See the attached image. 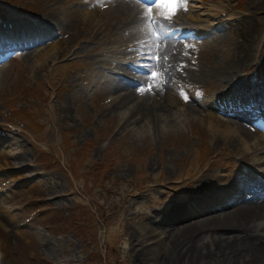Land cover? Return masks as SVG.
I'll use <instances>...</instances> for the list:
<instances>
[{"label": "rangeland", "instance_id": "obj_1", "mask_svg": "<svg viewBox=\"0 0 264 264\" xmlns=\"http://www.w3.org/2000/svg\"><path fill=\"white\" fill-rule=\"evenodd\" d=\"M263 3L188 0L187 10L181 8L170 21L154 9L162 33L178 31L180 62L175 66L178 80L163 100L166 111L153 121L125 125L124 107L110 111L118 85L128 78L164 81L163 70L155 69L157 77L149 75L157 24L144 15L126 32L127 17L114 12L111 0H63L58 5L65 22L77 9L89 12L88 26L79 23L80 35L100 38L89 52L62 55L59 50L53 62L37 63L34 55L58 42L55 33L0 61V264H157L147 263L144 253L165 242L169 233L162 230L154 243L147 242V227L164 229L162 215L169 207L180 204L183 211L197 213L226 194L228 200L237 199L235 193L246 195L242 187L255 184V175L264 177V152L253 153V146L259 147L256 138L242 146L244 151L221 141L220 129L235 118L210 105L219 100L232 107L225 102L232 98L214 76L205 74L216 67L214 33L259 7L253 14L259 29L256 59L238 77L247 87L264 83ZM46 5L47 0H0V45L10 44L6 34L27 30L28 38L48 32L41 23ZM139 6L145 9L141 0ZM183 16L187 21L174 27ZM125 40H132V49L124 48ZM112 49L120 53L105 52ZM26 50L35 54L28 59ZM244 99L242 108L257 106L249 116L264 136L258 123L264 119V94ZM205 177L212 190L184 199Z\"/></svg>", "mask_w": 264, "mask_h": 264}, {"label": "bare ground", "instance_id": "obj_2", "mask_svg": "<svg viewBox=\"0 0 264 264\" xmlns=\"http://www.w3.org/2000/svg\"><path fill=\"white\" fill-rule=\"evenodd\" d=\"M62 1L47 0L46 12L41 23L49 30L48 32L45 30V32L36 33V35H30L27 38L25 36L27 30H24V32H18L17 35L10 36V38L6 37L10 44L0 45V61L8 58L14 50L26 49L31 47V44L35 45L37 42L46 41L55 33L60 35L58 42H50L44 45L42 51L37 54L26 50V58L29 59L35 54L37 63L45 65L44 63H51L56 59L59 50L62 55H69L70 51L75 54L89 52L91 43L100 40L99 37L86 36L82 38L80 35L79 23L88 26L89 12L83 13L77 9L75 17L65 22L57 13V9L60 8L58 5ZM111 1L114 3V12L119 16L127 17L126 23L122 26L126 32L144 19L146 9L139 6L138 0ZM141 2L144 3V0ZM53 4L56 6L52 8ZM257 9L259 7L250 9L251 15H245L235 24L231 20L228 21L230 27L226 32L215 33L213 36L215 41L212 44L218 49L214 61L216 67L212 74L206 72L205 75L214 76L222 84L221 87L228 92L229 96L232 95V99H226L225 102H229L232 105L231 108L238 110L234 112L230 107L223 106L219 100L210 105L211 109L220 110L228 116L232 114V117L235 118L234 120H226L227 124L220 129L221 141H225L233 147L241 146L235 149L244 151L241 149L242 146H246L252 138H256L259 147L253 146L255 148L253 153H256L260 148L262 150L259 154H263L264 136L257 129L252 117L249 116L250 110L241 107L245 99L240 96L239 99L237 98L238 95L246 97L253 94L250 91L251 88L242 83L238 75L241 70L246 68L248 64L254 63L256 59L257 38L255 36L259 29L253 21V14ZM186 21L187 18L183 16L180 21H175L173 26L176 27L178 22L183 24ZM159 27L154 31L159 35V39L152 40L153 46L150 47L151 51L148 55L160 59L148 61H152V72L155 69L163 70L161 76L164 81L158 83L155 80L152 81V78L149 80L142 76L139 79L128 78L118 85L117 102L113 103L110 111L124 107L128 115L125 125L134 124L140 120L153 121V119H157L166 111L163 100L170 93L171 87L169 85L178 80L175 66L177 62H180V56L177 52V41L174 38L178 31L175 30L172 35H165ZM202 30L205 31V28ZM114 32L116 31L112 29L110 34L112 38H115ZM193 32L191 31L189 34H193ZM240 37L242 38L241 41L239 40ZM75 38L78 40L80 38V40L75 41ZM124 42H126L123 43L125 49H132V40H125ZM105 52L112 55L120 53L114 49ZM199 77L200 75L195 72V79ZM147 86L151 87L146 90ZM134 96H137L136 100H133ZM150 98L155 101L150 103L148 101ZM64 109L67 110L68 108ZM260 162L264 166V159ZM260 173L263 174L264 170H261ZM254 180H256L255 184L250 183L242 187V191L246 192V195L233 194L238 200H228L226 194L197 213L183 211L180 204L169 207L168 212L162 215V222H165L164 229L160 225L147 227V242L154 243L155 234L163 232L162 230H167L169 233L165 242H159L155 247L149 246L146 250L147 253L143 252L147 258V263L156 261L157 264H264V177L255 175ZM197 181L199 183L194 186V190L190 194H186L184 199L195 200L194 198L212 190L211 182L207 177ZM257 197L260 199L254 201Z\"/></svg>", "mask_w": 264, "mask_h": 264}, {"label": "snow or ice", "instance_id": "obj_3", "mask_svg": "<svg viewBox=\"0 0 264 264\" xmlns=\"http://www.w3.org/2000/svg\"><path fill=\"white\" fill-rule=\"evenodd\" d=\"M139 2V0H138ZM187 3L188 0H144V7L146 9L145 15L147 16L148 20L154 24H157L156 18L154 16V9H160L161 15L164 17L165 20L170 21L171 18L181 9L187 10ZM159 25L157 24V28ZM153 35H157V33H153ZM157 39H159V35H157ZM150 59H157L159 57H150ZM150 76L157 77L160 74L157 72H150ZM151 87V86H149Z\"/></svg>", "mask_w": 264, "mask_h": 264}]
</instances>
